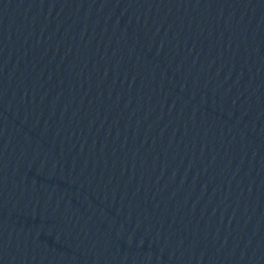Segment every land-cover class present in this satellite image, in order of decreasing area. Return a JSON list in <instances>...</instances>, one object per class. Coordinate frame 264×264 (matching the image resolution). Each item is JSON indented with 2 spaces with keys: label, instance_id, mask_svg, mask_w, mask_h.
<instances>
[{
  "label": "water",
  "instance_id": "water-1",
  "mask_svg": "<svg viewBox=\"0 0 264 264\" xmlns=\"http://www.w3.org/2000/svg\"><path fill=\"white\" fill-rule=\"evenodd\" d=\"M0 264H264V0H0Z\"/></svg>",
  "mask_w": 264,
  "mask_h": 264
}]
</instances>
